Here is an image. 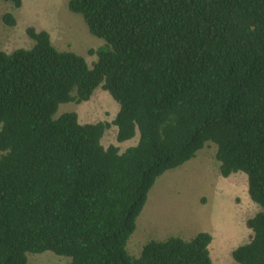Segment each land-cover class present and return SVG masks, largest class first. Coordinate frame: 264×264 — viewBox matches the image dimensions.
Listing matches in <instances>:
<instances>
[{"label":"trees","instance_id":"obj_1","mask_svg":"<svg viewBox=\"0 0 264 264\" xmlns=\"http://www.w3.org/2000/svg\"><path fill=\"white\" fill-rule=\"evenodd\" d=\"M68 8L105 40L89 50L92 64L32 26L31 48L0 49V264L46 251L72 264H213L206 231L151 240L138 257L126 249L157 178L210 144L220 174L244 173L259 207L232 257L264 264V0H69ZM3 21L16 24L11 13ZM99 89L119 104L112 122L55 117L60 104ZM113 126L118 144L104 145Z\"/></svg>","mask_w":264,"mask_h":264},{"label":"rangeland","instance_id":"obj_2","mask_svg":"<svg viewBox=\"0 0 264 264\" xmlns=\"http://www.w3.org/2000/svg\"><path fill=\"white\" fill-rule=\"evenodd\" d=\"M68 2L23 0L22 6L15 8L10 2L0 0V49L12 52L17 48H31L35 41L26 29L32 26L38 31H48L58 50L75 52L92 64L97 56L89 50L99 48L105 40L90 33L83 16L70 11ZM5 13L14 16V26L3 21ZM118 110V102L107 91L99 89L88 101L60 104L55 117L75 111L81 123H110ZM115 135L113 126L105 134L104 145L118 144ZM136 140L137 136L121 142V149ZM216 148V144L206 146L191 160L157 178L126 245L131 256L138 257L142 247L151 240H165L170 236L189 240L198 232L206 231L212 235L209 252L213 264H237L231 252L250 239L246 219L259 207L248 194L244 173L236 172L228 177L220 174ZM28 257L27 264H72L70 258L51 251L31 253Z\"/></svg>","mask_w":264,"mask_h":264}]
</instances>
